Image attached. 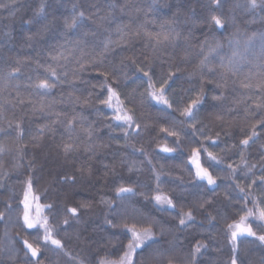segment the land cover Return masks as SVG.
Instances as JSON below:
<instances>
[{
    "label": "trees",
    "instance_id": "obj_1",
    "mask_svg": "<svg viewBox=\"0 0 264 264\" xmlns=\"http://www.w3.org/2000/svg\"><path fill=\"white\" fill-rule=\"evenodd\" d=\"M262 84L264 6L248 0H0V264H29L25 239L41 264L119 261L129 229L152 233L133 264H191L201 244L195 264H264L256 236L235 253L231 238L242 217L264 235ZM27 193L62 247L24 225Z\"/></svg>",
    "mask_w": 264,
    "mask_h": 264
},
{
    "label": "snow or ice",
    "instance_id": "obj_2",
    "mask_svg": "<svg viewBox=\"0 0 264 264\" xmlns=\"http://www.w3.org/2000/svg\"><path fill=\"white\" fill-rule=\"evenodd\" d=\"M220 2H221V0H211V4L216 6V7L220 6ZM248 5H249V7L251 9H256L258 6H264V0H259V3H258V0H248ZM79 15L81 17H83L84 14H83V12H81ZM225 22H226L225 19L222 18L221 16L213 14L210 17V23H214L217 27H221L222 28L224 26ZM75 23H76V19L73 18L72 24L68 25V26L69 27H74ZM165 38H167V37H165ZM105 47L107 48V45H105ZM101 74L105 75V79H107L106 74H103V73H101ZM144 75L145 76H149V72L145 71ZM248 86L249 85H245V87H248ZM35 87L38 88V89L47 90V89H51L53 87V84L49 83L47 80H42L39 83H37L35 85ZM260 87H264V84L260 85ZM108 91L110 93L109 99L105 100V101H102V103L108 104V106L111 107L110 101H111L112 96L115 95V92L111 88H109ZM151 95H152V98L154 100H162V97H158L155 93H151ZM216 98H218V97H214V99H216ZM201 99H202V97L198 95L197 98L195 100H193L181 112V115L185 116L186 118H192L193 115H194V111L193 110L196 107V105H198L201 102ZM162 102L167 103V101H162ZM256 107L257 108L264 107V104H257ZM115 118L117 120H123L124 122L128 123L129 126L131 124V119L132 118L130 116H127V115L121 116V115L117 114V116ZM257 124L259 126H261V127H264V120L257 121ZM17 127H19V125H17ZM255 127H256V125H254V128ZM169 135H178V133L169 132ZM254 135H256L255 131L252 133V136H254ZM252 136H249L246 139L242 140L241 143L244 144V145H247L249 143V141L252 139ZM69 147L70 146H66V150ZM161 150L163 152H168V153L173 151V149L169 148V147H164ZM209 156L212 159H216V157L213 156L212 153H209ZM193 158H194L193 162L196 164V167H197V172H196L197 177L200 178V179H207V181H208V183L210 185L214 184L215 181L209 175L208 171L206 169L202 168L199 165V163H198V154L195 151H193ZM229 167H231V165ZM30 190H31V186H29V192H30ZM243 190L244 189H241V191H243ZM130 192H132L131 188L121 187L118 190V195L120 193H130ZM155 200H156V202L158 204L166 203L169 208L174 206L172 200L168 199L167 197H162V196L158 195V196L155 197ZM27 201H28V196L26 194L25 201H24V203H25V212H24V216H23L24 225L28 229L36 228L38 226V221H33L31 219V217H30V215L28 213V210H27L28 209V202ZM69 211L72 212L73 215L76 214V209H74V208H70ZM248 215L249 216L253 215V212L250 210ZM259 217H260L261 220H264V208L259 210ZM2 218H3L2 215H0V219H2ZM187 219L188 220L192 219V215H191L190 212L187 214ZM244 220H245V218L242 217L241 218V224L235 225V229L236 230L232 231V233H231V238H232V243H233V252L234 253L236 251L235 241L237 240L238 235H240V234L247 233V235H249V236H256V238L261 243H264V235H257L255 232L252 231L251 227H244L243 226ZM185 223H186L185 218L181 217L180 218V225L184 226ZM46 224H47L46 221H45L44 224H39V227H42L45 230V233H46V235L44 237L45 241L51 240V243L55 247H57V248L62 247L61 242L59 240L52 239L50 230L46 227ZM232 227H233L232 225H229V228H232ZM129 231L132 232V240L128 244L129 251L127 253H125V255L123 257H121L119 264H133L132 254L135 253L136 249L141 248L145 244L146 241L152 239V233L150 231H145L143 233L136 232L133 229H129ZM23 245H24V248L27 249V252H26L25 255L27 256L28 253H30V255H31V260L29 261V264H32V261H35L36 264H41L40 253H41L42 246L39 245V244L34 246L32 243H29V241L27 239H25L23 241ZM203 247H204V245H202V244L198 245L197 247H195V249H194V251L192 253V262H191V264H195V261H196V258H197V254L200 253L201 248H203ZM155 255L156 254H152V258L153 259L155 258ZM100 264H112V262L101 260ZM169 264H171V261H169ZM232 264H237V260H236L235 256H233V258H232Z\"/></svg>",
    "mask_w": 264,
    "mask_h": 264
},
{
    "label": "rangeland",
    "instance_id": "obj_3",
    "mask_svg": "<svg viewBox=\"0 0 264 264\" xmlns=\"http://www.w3.org/2000/svg\"><path fill=\"white\" fill-rule=\"evenodd\" d=\"M114 106H115V108H117V104H115ZM118 114L121 115V116H124V115H122L123 113L121 112V110L118 111ZM27 196H28V201H27L28 202V209L27 210H28V213H29L31 219L33 221H38V225L39 224H44L43 217L41 215V209L39 208L40 206L36 202L35 197L33 195H31L30 193H27ZM24 201H25V199H24ZM24 209H25V203H24ZM249 217H255V215H251ZM256 217H258V216H256ZM258 218H260V217H258ZM245 223H246V220H244V222H243V226L244 227H246ZM239 224H241V223H239ZM235 230L236 229L234 227L232 231H235ZM140 233H143V232H140ZM148 241H146V242H148ZM128 251H129V249H128ZM133 254H132V260H133ZM119 262H120V260L119 261H114V262H112V264H119Z\"/></svg>",
    "mask_w": 264,
    "mask_h": 264
}]
</instances>
